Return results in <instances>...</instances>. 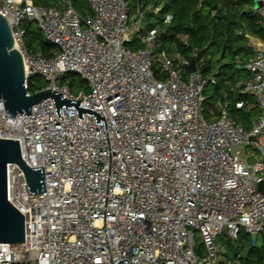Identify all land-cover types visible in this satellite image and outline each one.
Segmentation results:
<instances>
[{"label": "built area", "instance_id": "built-area-1", "mask_svg": "<svg viewBox=\"0 0 264 264\" xmlns=\"http://www.w3.org/2000/svg\"><path fill=\"white\" fill-rule=\"evenodd\" d=\"M86 1L91 12L82 14L73 0H0L27 94L28 79L40 76L41 89L79 98L106 121L80 119L73 107L58 117L52 97L12 115L0 98V137L18 139L45 183L30 192L22 168L7 164V199L24 215L25 237L0 242V264H217L221 234L264 230V37L253 35L252 54L234 63L250 78L232 89L251 98L232 106L220 96L206 113L204 89L220 70L204 76L198 49L191 58L175 46L157 55L160 30L147 25L141 2L131 13L129 0ZM250 8L264 30V0ZM26 20L36 21L51 55L25 46ZM136 37L142 46L132 49ZM64 72L78 73L88 90L74 93L60 82ZM254 106L250 129L235 123L232 108Z\"/></svg>", "mask_w": 264, "mask_h": 264}, {"label": "trees", "instance_id": "trees-1", "mask_svg": "<svg viewBox=\"0 0 264 264\" xmlns=\"http://www.w3.org/2000/svg\"><path fill=\"white\" fill-rule=\"evenodd\" d=\"M33 1L36 4L45 5L54 3L53 0ZM138 2H141L146 10L147 25L158 27L160 30V48L172 52L173 46H175L181 54L189 57L193 49H198L197 60L203 57L206 49L210 47L212 56L219 57L222 54L223 58L228 55L229 65H234L237 59L244 60L252 54L251 47L246 43L247 37L243 34L244 29L249 34L264 37L263 27L258 24V15L250 8L254 4V0H129L131 13L136 11ZM73 4L82 14L91 12L90 4L86 0H73ZM153 5L160 6L157 13L151 9ZM167 14L172 15L168 22L165 21ZM33 22L34 20L24 22L26 35H28L25 46L30 50L34 47L41 49L45 56L51 55L52 45L44 40L39 30L32 28ZM184 40L187 43H184ZM129 46L132 49H137L142 44L136 37L132 43H129ZM212 62L213 58L205 62L206 69ZM235 67L241 69L238 66ZM226 79L227 75L218 80L214 90L221 93L228 92L224 96L230 100L233 91L224 81ZM80 81L83 83L84 79L80 77ZM45 85L46 83L35 86L31 78L28 79V91L31 93ZM70 87L71 89L73 87L71 82ZM239 95V97L233 96L235 98L245 97V93L239 92ZM235 98L230 102L232 106ZM232 111H240V114L245 113L244 108L240 110L232 108ZM243 234L241 230L235 238V241H241L240 244L235 245L230 240H222L223 254H226L228 249L235 248L231 264H264V241L258 244L257 237L253 240L252 237L245 235L247 232Z\"/></svg>", "mask_w": 264, "mask_h": 264}, {"label": "water", "instance_id": "water-1", "mask_svg": "<svg viewBox=\"0 0 264 264\" xmlns=\"http://www.w3.org/2000/svg\"><path fill=\"white\" fill-rule=\"evenodd\" d=\"M262 0H254L255 8ZM154 9V5L151 7ZM246 33V30H243ZM222 54L219 60L222 59ZM190 71L196 70L195 59L187 65ZM24 64L21 52L14 47L11 27L0 13V98L6 110L15 115L17 112L31 113V106L43 98L52 97L58 117H62L61 107H73L78 118L83 112L93 114L95 123H106L103 113L93 107L81 105V100L64 98L60 91L45 88L27 94L25 88ZM16 162L24 171L27 189L30 192L42 191L44 186L43 166L31 167L22 158L18 139L0 137V242H22L25 237L24 215L7 199V164ZM258 188L264 193V179L258 182Z\"/></svg>", "mask_w": 264, "mask_h": 264}, {"label": "rangeland", "instance_id": "rangeland-1", "mask_svg": "<svg viewBox=\"0 0 264 264\" xmlns=\"http://www.w3.org/2000/svg\"><path fill=\"white\" fill-rule=\"evenodd\" d=\"M32 28L33 29H37L40 31V29L37 26L36 21H34L32 23ZM41 33V31H40ZM42 35V33H41ZM28 35L25 36V40L27 39ZM160 46V40H158L157 42V46H156V53L157 55L160 54V51L162 48L159 47ZM38 48L34 47L32 49V51H37ZM191 55V54H189ZM189 57V56H187ZM220 57V56H219ZM218 56H212L211 53V48L208 47L206 49V52L204 53L202 60L198 59L197 63L199 65V69L202 72V74L204 76H208L210 73H212L213 71H215L216 69L220 70V73L216 76L217 80H220L223 76L226 77L227 75V79L224 80L226 81V83L228 84L229 88L234 92H232V95L230 96V102L233 98H235L233 95L235 96H240L239 95V90H233L232 86H234L237 82H241V81H245L247 79L250 78V72L244 68L241 69H237L234 65H229L230 59L229 56L226 55L225 57H223L221 60H219ZM191 58V56L189 57ZM213 58V62L210 65V67L208 69H206L205 66V62L210 59ZM154 70L158 71L159 70V65H155L154 66ZM80 75L76 72H64L60 75V82L61 83H68L70 85V82L73 84L72 87V91L74 93H78L80 90L83 91H87L88 88L86 86L85 81L83 83H81L80 81ZM31 81L35 84V86H41L43 84L46 83V81L40 77V76H34L33 78H31ZM215 85H211L208 84L205 89H204V93L207 95V99L204 102V108H205V112H208V108L212 107L215 109V112L217 110V105H216V100L218 98H220V96L222 95L221 92L214 90ZM228 94L225 93V95ZM245 97H249L251 98L248 94H245ZM243 97V98H245ZM245 113L240 114V111H232L234 117H235V123L238 125H243L245 129H250L252 127L253 121L256 119V117L258 116V112H259V108L257 106L254 107H245L244 108ZM240 115H242L240 117ZM246 231L244 229H242V234L245 233ZM244 235V234H243ZM249 237H257V243L261 244L264 241V230L256 235H251L249 233L245 234ZM253 239V238H252ZM222 240H230L233 244H240L241 241L236 239H231L228 238L227 235L225 233L221 234L219 236L218 239V244H219V254H218V258H217V264H231L232 263V256H233V252L235 248H231L227 250L226 254H223L224 251V246L221 245V241ZM196 241H197V245H198V251H201L203 246L201 244L200 238L197 236L196 237ZM235 241V242H234Z\"/></svg>", "mask_w": 264, "mask_h": 264}, {"label": "crops", "instance_id": "crops-1", "mask_svg": "<svg viewBox=\"0 0 264 264\" xmlns=\"http://www.w3.org/2000/svg\"><path fill=\"white\" fill-rule=\"evenodd\" d=\"M154 7H155V6H154ZM249 35H250L251 37H247V38H246V39H247V40H246V43H247L248 46H250V45H249V42L252 41V39L254 38V37H253V34H249ZM250 47H251V46H250ZM251 49H252V48H251ZM237 83H238V82H237ZM237 83H236L234 86H236ZM234 86H232V88H233ZM224 95H225V93L222 92L221 97H224ZM225 97H226V96H225Z\"/></svg>", "mask_w": 264, "mask_h": 264}, {"label": "bare ground", "instance_id": "bare-ground-1", "mask_svg": "<svg viewBox=\"0 0 264 264\" xmlns=\"http://www.w3.org/2000/svg\"><path fill=\"white\" fill-rule=\"evenodd\" d=\"M14 47H15V44H14Z\"/></svg>", "mask_w": 264, "mask_h": 264}]
</instances>
